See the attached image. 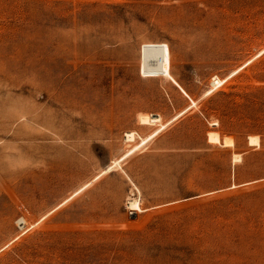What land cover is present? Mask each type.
I'll list each match as a JSON object with an SVG mask.
<instances>
[{
	"label": "rangeland",
	"instance_id": "obj_1",
	"mask_svg": "<svg viewBox=\"0 0 264 264\" xmlns=\"http://www.w3.org/2000/svg\"><path fill=\"white\" fill-rule=\"evenodd\" d=\"M0 264H264V0H0Z\"/></svg>",
	"mask_w": 264,
	"mask_h": 264
},
{
	"label": "bare ground",
	"instance_id": "obj_2",
	"mask_svg": "<svg viewBox=\"0 0 264 264\" xmlns=\"http://www.w3.org/2000/svg\"><path fill=\"white\" fill-rule=\"evenodd\" d=\"M147 116H144L141 118V124H143V125H148V124L158 125L161 122L160 117L158 115L148 116V117ZM162 128H164V126H162ZM125 137L130 142L135 141L134 133H127ZM208 138H209V142H212V143L223 144L224 146H229V147L234 146L233 141L231 139L227 138V139H224V141H222L220 136L215 132H210L208 134ZM145 142L146 141H144L143 143H145ZM256 145H259L258 137L250 136L249 137V146H256ZM127 208L130 212H132V214L137 213V211L140 209L139 208V201L136 199L129 200V202L127 204Z\"/></svg>",
	"mask_w": 264,
	"mask_h": 264
}]
</instances>
